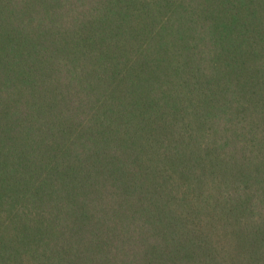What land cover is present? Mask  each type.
Segmentation results:
<instances>
[{
	"label": "trees",
	"instance_id": "16d2710c",
	"mask_svg": "<svg viewBox=\"0 0 264 264\" xmlns=\"http://www.w3.org/2000/svg\"><path fill=\"white\" fill-rule=\"evenodd\" d=\"M0 264H264V0H0Z\"/></svg>",
	"mask_w": 264,
	"mask_h": 264
}]
</instances>
